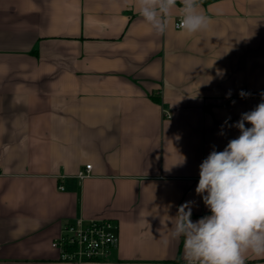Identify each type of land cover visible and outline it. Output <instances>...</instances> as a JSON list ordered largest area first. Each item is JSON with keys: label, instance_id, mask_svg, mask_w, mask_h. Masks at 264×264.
Returning a JSON list of instances; mask_svg holds the SVG:
<instances>
[{"label": "crops", "instance_id": "obj_1", "mask_svg": "<svg viewBox=\"0 0 264 264\" xmlns=\"http://www.w3.org/2000/svg\"><path fill=\"white\" fill-rule=\"evenodd\" d=\"M200 4L188 36L178 9L157 35L130 0H0V264H185L178 206L211 214L199 166L264 101V0ZM79 218L117 224L106 260L52 247Z\"/></svg>", "mask_w": 264, "mask_h": 264}, {"label": "clouds", "instance_id": "obj_2", "mask_svg": "<svg viewBox=\"0 0 264 264\" xmlns=\"http://www.w3.org/2000/svg\"><path fill=\"white\" fill-rule=\"evenodd\" d=\"M130 6L157 35L166 32L177 9L178 27L188 36L207 31L211 23L200 0H130ZM239 95L250 93L241 90ZM225 126L237 128L240 135L222 151L213 147L199 166L195 188L211 214L193 221L195 201H187L178 206L169 228L172 239L183 237L185 264H246L249 254L264 257V101L221 128Z\"/></svg>", "mask_w": 264, "mask_h": 264}, {"label": "built area", "instance_id": "obj_3", "mask_svg": "<svg viewBox=\"0 0 264 264\" xmlns=\"http://www.w3.org/2000/svg\"><path fill=\"white\" fill-rule=\"evenodd\" d=\"M179 23L180 21L176 24L177 28ZM167 117L170 118L169 115ZM91 170V165L86 166V170L80 173V178L87 177ZM118 243V226L113 220L88 221L79 218L64 226L52 247L59 250L64 261L95 262L106 260Z\"/></svg>", "mask_w": 264, "mask_h": 264}]
</instances>
